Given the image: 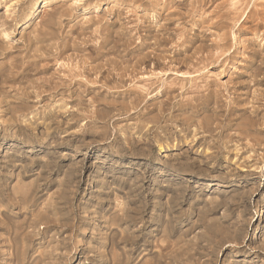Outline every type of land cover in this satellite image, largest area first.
Segmentation results:
<instances>
[{
  "label": "rangeland",
  "instance_id": "1",
  "mask_svg": "<svg viewBox=\"0 0 264 264\" xmlns=\"http://www.w3.org/2000/svg\"><path fill=\"white\" fill-rule=\"evenodd\" d=\"M0 264H264V0H0Z\"/></svg>",
  "mask_w": 264,
  "mask_h": 264
}]
</instances>
